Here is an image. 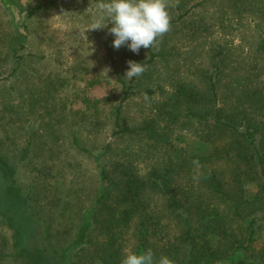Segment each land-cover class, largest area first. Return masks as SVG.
<instances>
[{"label": "rangeland", "instance_id": "obj_1", "mask_svg": "<svg viewBox=\"0 0 264 264\" xmlns=\"http://www.w3.org/2000/svg\"><path fill=\"white\" fill-rule=\"evenodd\" d=\"M16 1L29 10L22 43L26 55L20 64L12 55V47L21 46L18 32L0 0V154L6 161L0 162V254H10L0 255V264H29L12 256L13 226L20 228L21 246L45 249L46 264H62L65 250L67 264H101L106 237L101 216L93 212L101 193L100 165L113 169L128 148L136 150L135 162L146 173L159 163L160 153L153 142L137 136H113L115 107L123 94L120 78L130 80L125 78L129 64L121 48L112 46L111 24L86 30L95 18L97 0ZM197 1L180 0V7L169 9L171 18L180 11L184 15L171 24L155 49L172 53L158 55L138 76V86L123 104L124 127H137L155 115L181 80L206 92L201 73L212 65L220 70L219 100L226 110L250 108L247 89L258 87L264 94V0H204L194 7ZM140 50L147 58L146 49ZM170 133L178 147L198 150L192 129L179 123ZM108 143L112 148L107 152ZM222 161L216 166L230 179V168ZM10 166L15 167L13 172ZM181 181L194 185V194L201 192L208 204L223 207L222 201L203 192L197 180L187 176ZM250 183L245 184L248 197L257 188ZM8 185L19 188L20 197L9 194ZM157 201L158 210H163L165 200ZM85 216L92 229L86 242L75 244ZM124 244L132 251L131 231ZM253 247L255 252L264 248V229Z\"/></svg>", "mask_w": 264, "mask_h": 264}, {"label": "trees", "instance_id": "obj_2", "mask_svg": "<svg viewBox=\"0 0 264 264\" xmlns=\"http://www.w3.org/2000/svg\"><path fill=\"white\" fill-rule=\"evenodd\" d=\"M2 1L12 14L18 32L16 38L21 46H13L12 55L20 64L26 55L22 43L27 36L29 10L16 0ZM183 15L181 13V17ZM121 50L125 61L142 63L145 72L159 55L150 48L147 58L140 55L141 50L134 53L126 45ZM218 71L214 65L202 71L208 88L206 92L192 82L181 80L158 105L155 115L131 128L124 127L121 122L122 108L138 86V77L128 82L120 78L123 94L115 107L113 136H137L145 143L153 142L160 154L159 163L146 173H142L135 162L136 150L128 148L113 169L100 165L101 193L93 212L101 216L100 228L106 237L99 256L101 264H120L126 252L124 243L128 231L134 237L132 252L151 248L157 259L166 255L174 264H254L257 260L264 261V248L255 252L253 247L264 229V94L258 87L247 89L245 96L249 100L252 98L247 104L250 108L226 110L220 105ZM146 92L155 90L146 89ZM179 123L197 135L198 150L188 152L172 142L170 130ZM111 148L112 144L108 143L105 151ZM28 153L29 146L21 158L24 160ZM221 160L230 168V179L216 166ZM0 162L6 165L1 154ZM9 169L13 172L15 167ZM187 176L197 180L203 192L222 201L223 207L208 204L201 192L195 195L194 185L186 186L181 181ZM250 182L257 188L248 197L245 184ZM7 192L20 197L19 188L12 185L7 186ZM160 198L165 200L163 210H158ZM164 211L169 217L167 222ZM91 224L85 216L75 244L86 242ZM13 229L15 252L12 256L23 258L29 264H46L45 249L21 246L20 228L13 226ZM66 257L65 250L62 264H67L64 262Z\"/></svg>", "mask_w": 264, "mask_h": 264}, {"label": "clouds", "instance_id": "obj_3", "mask_svg": "<svg viewBox=\"0 0 264 264\" xmlns=\"http://www.w3.org/2000/svg\"><path fill=\"white\" fill-rule=\"evenodd\" d=\"M178 3L179 0H97L95 18L86 30H99L111 24L108 32L115 37L112 46L119 49L126 45L139 53L141 48L157 46L171 30L169 9ZM128 64L125 78L132 79L146 71L142 63L129 60ZM120 264H174V261L166 255L157 259L149 248L139 253L126 250Z\"/></svg>", "mask_w": 264, "mask_h": 264}, {"label": "crops", "instance_id": "obj_4", "mask_svg": "<svg viewBox=\"0 0 264 264\" xmlns=\"http://www.w3.org/2000/svg\"><path fill=\"white\" fill-rule=\"evenodd\" d=\"M203 1L204 0L197 1L196 3H194V7H197V6L201 5L203 3ZM197 3H199V4H197ZM180 6H181V2L179 0V3H178V5L176 7L178 8ZM180 20H181V11L179 13H177L176 17L171 18V24H174L175 22L180 21ZM152 49H153L154 52H156V54H159V55L172 53L171 50H168L166 52H163V51L156 50L155 47H153ZM146 52H147V55H148V53L150 51L148 49H146Z\"/></svg>", "mask_w": 264, "mask_h": 264}]
</instances>
